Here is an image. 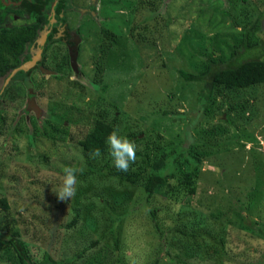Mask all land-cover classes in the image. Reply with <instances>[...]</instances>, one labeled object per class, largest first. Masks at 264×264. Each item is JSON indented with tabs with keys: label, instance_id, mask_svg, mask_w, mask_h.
I'll return each mask as SVG.
<instances>
[{
	"label": "rangeland",
	"instance_id": "374dc122",
	"mask_svg": "<svg viewBox=\"0 0 264 264\" xmlns=\"http://www.w3.org/2000/svg\"><path fill=\"white\" fill-rule=\"evenodd\" d=\"M69 1L73 45L50 44L42 68L3 98L0 234L18 236L32 264L44 255L55 264H264V240L255 236L264 233V83L219 88L202 109L201 83L177 75L227 57L257 20L264 49V0ZM95 119L135 143L131 165L144 153L163 156L170 174L171 160L182 167L185 158L197 170L194 194L154 195L144 204L140 186L92 172L101 159L78 141ZM65 166L80 171L75 195L60 201ZM114 215L122 216L117 249ZM0 264H18L2 238Z\"/></svg>",
	"mask_w": 264,
	"mask_h": 264
},
{
	"label": "trees",
	"instance_id": "16d2710c",
	"mask_svg": "<svg viewBox=\"0 0 264 264\" xmlns=\"http://www.w3.org/2000/svg\"><path fill=\"white\" fill-rule=\"evenodd\" d=\"M71 6L69 0H0V80L3 79L4 82L7 79L4 88L0 90V129H3L5 124V119L1 116L3 98L7 95L10 85L24 81L40 62V52L44 53L50 43L58 40V29L60 27L67 29L64 14ZM92 11H94L93 8ZM13 17L20 19L21 23L12 24ZM99 31L111 41L106 31L102 29ZM258 31L259 22L257 20L242 30L237 42L230 47L227 57L207 59L199 73L190 74L182 70L177 71V75L182 80L201 83L202 88L196 97L199 107L204 109L212 101L213 92L219 88L236 90L264 83V61L262 60L264 49L260 45ZM37 52L39 56L36 58ZM95 68L96 75H99L101 68L97 66ZM15 69L16 71L12 73ZM102 88L105 90L106 85ZM111 131H113L112 124L95 119L90 130L78 141L80 150L88 156L94 148L101 150L102 165L98 170L90 168L92 172L101 176L113 177L132 186H140L144 204H148L154 195L170 199L178 194V200H181L185 195L194 194L197 170L194 166L188 168L189 163L185 158L179 161L183 164L182 167L177 165V158L174 157L171 160L170 164L174 172L170 174H166L169 170L167 169L168 159L162 156L154 160L147 153H144L140 163L130 165L131 169L127 172L118 171L113 166L112 157L106 158L108 152L106 139ZM155 154L156 152L152 154L154 158ZM195 162H198L197 159ZM169 178L174 182H169ZM0 206L7 209L4 199L0 200ZM147 214L161 241L164 232L158 227L153 211L149 210ZM121 217V215L113 216L114 225L111 232L115 249H117L118 241L114 228ZM74 222L75 219L67 223L65 227H71ZM255 236L264 240V233H257ZM0 238L13 250L18 264H32L18 236L4 233V235L0 234ZM42 262L43 264H55L47 255L43 256Z\"/></svg>",
	"mask_w": 264,
	"mask_h": 264
},
{
	"label": "clouds",
	"instance_id": "9594fccd",
	"mask_svg": "<svg viewBox=\"0 0 264 264\" xmlns=\"http://www.w3.org/2000/svg\"><path fill=\"white\" fill-rule=\"evenodd\" d=\"M109 154L112 157L113 166L121 172H127L131 164L136 161V145L126 136H121L119 131L114 129L106 139ZM99 148H94L89 153L90 158L101 157ZM79 169L72 166L63 168L62 183L59 190L55 193L60 201L70 200L76 192L77 175Z\"/></svg>",
	"mask_w": 264,
	"mask_h": 264
},
{
	"label": "flooded vegetation",
	"instance_id": "af4514ba",
	"mask_svg": "<svg viewBox=\"0 0 264 264\" xmlns=\"http://www.w3.org/2000/svg\"><path fill=\"white\" fill-rule=\"evenodd\" d=\"M72 7V6H71ZM90 11L91 12H93L92 11V8H90ZM66 26H67V24H66ZM58 40H55V41H53V42H57V43H61L62 45H64V44H70L71 46L73 45V43H70V36H69V32H68V28L66 29L65 27H60L59 29H58ZM52 42V43H53ZM52 43H50V44H52ZM49 44V45H50ZM49 45H48V47H49ZM48 47L46 48V49H48ZM46 51V50H45ZM44 51V52H45ZM40 62L38 63V64H36V66H35V68L32 70V71H34L35 69H41L42 67L40 66V65H42V62H43V59H44V53L43 52H40ZM31 71V72H32ZM30 72V73H31Z\"/></svg>",
	"mask_w": 264,
	"mask_h": 264
},
{
	"label": "water",
	"instance_id": "95a60500",
	"mask_svg": "<svg viewBox=\"0 0 264 264\" xmlns=\"http://www.w3.org/2000/svg\"><path fill=\"white\" fill-rule=\"evenodd\" d=\"M43 41V38L41 39V42ZM36 56V58L39 56V52H37L36 54H35ZM35 57L33 58V59H35ZM16 71V69L14 70V71H12V73H14ZM5 82H7V79L5 80Z\"/></svg>",
	"mask_w": 264,
	"mask_h": 264
}]
</instances>
